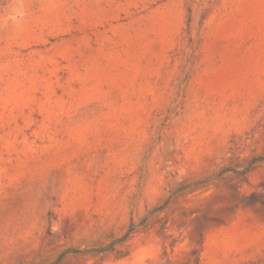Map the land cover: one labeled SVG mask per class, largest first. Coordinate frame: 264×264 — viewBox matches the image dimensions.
Wrapping results in <instances>:
<instances>
[{
    "label": "rangeland",
    "instance_id": "374dc122",
    "mask_svg": "<svg viewBox=\"0 0 264 264\" xmlns=\"http://www.w3.org/2000/svg\"><path fill=\"white\" fill-rule=\"evenodd\" d=\"M257 156L264 0H0V264H264Z\"/></svg>",
    "mask_w": 264,
    "mask_h": 264
},
{
    "label": "trees",
    "instance_id": "16d2710c",
    "mask_svg": "<svg viewBox=\"0 0 264 264\" xmlns=\"http://www.w3.org/2000/svg\"><path fill=\"white\" fill-rule=\"evenodd\" d=\"M264 162V156H257V157H253L247 164L246 166L243 167V169L241 170H238V169H234L232 167H227V168H224L220 173L219 175H222L226 172H233V173H237V174H247L248 172H250L254 166L256 164H259V163H262ZM166 204V203H165ZM164 204V205H165ZM163 205V206H164ZM163 206H161L160 208H162ZM134 228V225L132 224L130 226V229L128 230V232L121 238H118L116 240H114L112 243H110L108 246H104L102 248H94V249H88V250H81V249H70V250H67V251H64L63 253H61L58 257V259L52 263V264H58V262L61 260V258H63V256L69 252H72V253H79V252H86V251H91V252H104V251H107L109 250L110 248L113 247V245L117 242H122V241H125L128 237H129V234L130 232L133 230Z\"/></svg>",
    "mask_w": 264,
    "mask_h": 264
}]
</instances>
